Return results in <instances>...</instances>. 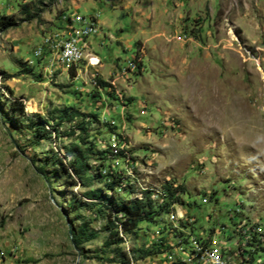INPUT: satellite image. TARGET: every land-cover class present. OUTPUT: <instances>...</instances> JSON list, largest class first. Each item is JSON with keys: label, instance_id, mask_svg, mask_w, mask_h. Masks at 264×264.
<instances>
[{"label": "rangeland", "instance_id": "374dc122", "mask_svg": "<svg viewBox=\"0 0 264 264\" xmlns=\"http://www.w3.org/2000/svg\"><path fill=\"white\" fill-rule=\"evenodd\" d=\"M71 14L97 20L86 52L99 65L68 69L44 45ZM2 17L17 26L0 32V264H121L122 252L130 264H169L171 248H155L162 234L178 245L173 229L215 231L220 243L237 210L264 225V0H0ZM14 100L48 123L49 140L8 122ZM75 146L92 167L112 153L134 191L122 199L184 186L179 214L193 222L163 215L112 245L103 205L83 198L91 189L55 174ZM85 226L98 237L78 248Z\"/></svg>", "mask_w": 264, "mask_h": 264}, {"label": "trees", "instance_id": "16d2710c", "mask_svg": "<svg viewBox=\"0 0 264 264\" xmlns=\"http://www.w3.org/2000/svg\"><path fill=\"white\" fill-rule=\"evenodd\" d=\"M16 26L17 23L10 18L2 17L0 19V32H6ZM72 76L75 77L74 72ZM12 120L20 124L29 123L30 128L35 130L39 141L50 139L46 131V124L48 123L43 121L41 117L36 119L29 117L22 101L14 100L10 103L8 122L11 123ZM58 126H61V124H58ZM87 152H90L91 155L94 154L92 149H88ZM108 154L111 155L112 153L109 151L99 153L98 156L102 163L97 167H92L86 151H82L79 146H75L68 152V156L72 157L69 165L60 158H57L52 164L57 168L55 174H58V176L63 174L69 176L70 181L67 184L70 187L81 186L85 189H91V191L86 192L83 198L103 205L104 209L102 212L108 220L106 231L111 234L109 240L112 245L120 247L125 243V240L121 238V234L125 236L136 235L140 225L158 224V220L163 215L167 216L171 211L175 210V206L184 204L182 197L188 191L182 185L175 188L173 185L167 184L162 189V201L154 200L150 193H146L145 197L141 199H122L117 195L118 193L126 192L125 194L128 196L134 191L131 185L125 186L122 174L112 168L108 162ZM94 183L99 184L104 189H94ZM104 193H111L112 196L107 197ZM210 196L211 199L214 197V195ZM181 236L179 235L178 237ZM97 237V231L85 226L78 233H73L72 241L79 248L83 242L97 239ZM163 242L165 241L163 240ZM163 253L164 251H161V247L158 244V247L155 248V254ZM119 260L121 264H130V259L126 252L119 253Z\"/></svg>", "mask_w": 264, "mask_h": 264}, {"label": "built area", "instance_id": "2783aa9c", "mask_svg": "<svg viewBox=\"0 0 264 264\" xmlns=\"http://www.w3.org/2000/svg\"><path fill=\"white\" fill-rule=\"evenodd\" d=\"M60 19L62 23L59 28L45 37L46 48L50 52H56L61 65L68 69L77 67L83 61H88L90 65H99V58L86 52L89 39L99 34L97 20L94 17L87 19L78 14L62 15ZM37 52V55L42 54L40 50ZM124 145L114 141L111 148L114 155H119ZM156 196H159L160 201L162 200V192L160 195H155L158 199ZM151 197L155 200L154 195ZM180 207L175 206V210L167 215L170 222L174 223L175 220L186 222L185 219H189L187 224H191L193 220L187 216L188 213L187 215L179 214L182 212L179 211ZM230 219L234 225L233 231L228 232L226 227L223 228L222 233L227 234L228 239L224 237L220 243L216 242L215 231L211 232L209 237H196L176 233L173 229L175 235H182L176 236L180 239L176 246L166 242L162 245L163 238L168 240L163 236L165 234H162L158 244L162 250L171 248L172 254L164 252L163 254L166 253L167 256L163 262L169 261V264L172 262L174 264H264L261 257L264 256V251L258 249L264 248V225L261 220L247 216L240 210L233 212ZM173 246L175 248L172 250Z\"/></svg>", "mask_w": 264, "mask_h": 264}]
</instances>
